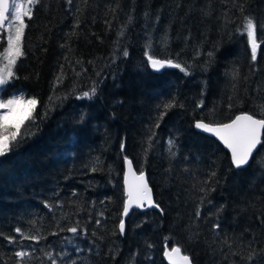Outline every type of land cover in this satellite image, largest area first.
I'll use <instances>...</instances> for the list:
<instances>
[{"label": "trees", "instance_id": "1", "mask_svg": "<svg viewBox=\"0 0 264 264\" xmlns=\"http://www.w3.org/2000/svg\"><path fill=\"white\" fill-rule=\"evenodd\" d=\"M246 16L254 18L261 42L255 62L242 34ZM26 23L25 56L14 69L18 79L4 86L3 96L23 92L40 103L36 125L29 129L27 121L22 128L32 134L0 156V264H21L15 256L20 250L32 253L24 264H51L44 253L65 247L78 264H166L165 241L180 246L193 264H250L244 259L248 245L264 250V161L257 156L264 144L253 154L255 165L236 169L223 145L195 130L194 122L225 123L264 103V0H73L71 6L42 0ZM165 33L166 47L160 44ZM149 34L150 54L191 65V75L171 67L154 72L145 56ZM125 48L128 57L120 54ZM94 85L91 100L78 98ZM201 99L204 107L197 108ZM173 100L184 107L159 120L162 106ZM170 137L175 157L167 152ZM123 155L146 173L164 213L131 212L121 235ZM77 220L88 229L75 241L80 253L66 245L72 234L59 232ZM217 220L218 232L211 227ZM16 228L46 239L22 240ZM11 236L15 244L7 242Z\"/></svg>", "mask_w": 264, "mask_h": 264}, {"label": "snow or ice", "instance_id": "2", "mask_svg": "<svg viewBox=\"0 0 264 264\" xmlns=\"http://www.w3.org/2000/svg\"><path fill=\"white\" fill-rule=\"evenodd\" d=\"M42 0H0V40L4 38L6 33V47L3 46V43H0V48L3 49L2 55H0V156L12 151L13 146L19 147V141H22L25 136L30 135L28 130H25L22 133V128L24 127L27 121H31V124L28 125V128L36 125V116L35 112L37 106L39 105V100L36 97H26L23 92L12 93L10 98H4L3 93L7 91L4 87L8 85L14 79H18L14 69L16 68L17 62L20 58L25 56L23 50V40L25 36V29L28 27L27 21H30L33 17L34 9L39 5ZM69 6L73 4V0H67ZM78 10V9H77ZM239 11L243 14V5L239 6ZM148 16V13H145V17ZM159 17H157V20ZM131 17H129V22ZM227 22V21H226ZM78 26V25H77ZM264 29V24L260 26ZM239 31V29H238ZM243 33H246L247 42L251 46L250 58L251 61L255 62L258 56V50L260 49L261 42L257 40V24L251 16H246L243 21ZM124 31L118 33V37H123ZM167 33L160 38V44L164 47L168 44ZM119 43V39L117 41ZM153 47L152 37L149 34L145 42V56L147 58V63L150 64L153 70L159 71L165 67L177 68L180 69L185 75H191L188 67H185L181 63L175 62L173 59H160L150 54ZM123 57H128L129 52L125 48L121 53ZM199 55V53H197ZM209 57L212 56V53H208ZM232 79L235 81L239 78L238 70H234L232 73ZM60 82V77H57V83ZM235 87V85H234ZM97 94V87L94 85L89 91H84L78 98L84 99L87 98L91 100ZM51 100V98H49ZM184 106L182 104L177 105L173 100L171 102L165 103L163 111L160 113L158 119L162 120L163 117L167 114L168 110L175 107ZM161 107L160 105L157 106ZM197 108L204 107L203 99L199 100L196 104ZM229 108H232L233 105L230 103ZM254 112H242L238 115H235L227 123H217V122H204L203 119L196 120L194 127L196 129H201L206 133H211L214 136L218 137L220 141L223 142V145L230 150V163L236 169H243L244 166H250V160L252 165H255L257 161L253 159V153L256 152L258 146L264 144L262 137H264V103L259 105H254ZM47 115L46 112L43 113ZM259 115L260 118H257ZM81 121L83 116H81ZM155 128H159V123L154 125ZM151 131V130H150ZM155 139V132H151V135L147 140V148L144 149L145 158L147 157L148 151L152 147V141ZM176 141L173 138L167 140V152L171 157L176 156ZM124 143H121V152L123 153ZM257 156L264 161V147H261ZM123 161L127 165V173L124 175V195L126 199L123 201L122 207V218L120 219L117 228L121 235L125 233L126 225L124 217L129 215L130 210L133 207L143 209L146 206L148 208H155L159 210V213L162 215L164 209L161 208L160 204L156 203L153 199L152 188L149 186L146 174L141 169L137 173L133 167V161L128 158L127 155H123ZM93 172L96 171V168L91 169ZM214 176L215 173H212ZM261 179H264V172H261ZM215 189H211L214 191ZM201 192L207 195L209 189L202 187ZM76 195V193H73ZM95 205V202H93ZM57 207H63L62 204L56 205ZM203 206V198L200 200V206L197 207L195 216L198 219L201 216V208ZM50 211L53 209L52 204H45ZM223 211V206H220L215 213H212L213 216H218L220 212ZM103 216V212L99 214ZM96 225L99 227L101 220L97 219L95 221ZM261 223H264L262 221ZM212 229L217 232L221 229V224L218 220L212 224ZM68 232L72 236L65 237L66 245H70L71 248L76 252L80 253L83 249L75 241L78 239L79 235L83 236L88 235L87 227H81L80 222L77 220L74 225L69 227H60L59 232ZM15 233L19 234L22 240H29L36 242L37 244L41 239H46L43 235L37 234H26L20 228L15 229ZM52 235H58V232L51 233ZM92 236L96 237L97 233L92 232ZM102 239V237H98ZM7 242L9 244H15L17 238L15 236L7 237ZM167 240V238H166ZM95 243V241H93ZM224 243L227 244V240H224ZM149 248L152 245H148ZM230 247V245H229ZM165 250L163 251V256L167 258L169 264H193L192 258L190 255L183 254L180 246H174L170 250L167 249V242L165 241L164 245ZM92 249L89 248L90 252ZM47 259L51 264H78L77 259L72 258L71 253L67 250V247L62 248L61 251L57 254H54V251H47L44 253ZM15 256L20 258L21 264H24V259H31L32 253L30 251H16ZM248 262L255 261V264H260V260H264V250L260 253H257L251 246L248 245V255L244 257Z\"/></svg>", "mask_w": 264, "mask_h": 264}, {"label": "water", "instance_id": "3", "mask_svg": "<svg viewBox=\"0 0 264 264\" xmlns=\"http://www.w3.org/2000/svg\"><path fill=\"white\" fill-rule=\"evenodd\" d=\"M150 65V64H149ZM150 68H151V66H150ZM165 68H169V67H165ZM165 68H162V69H160L159 70V72L160 71H162L163 69H165ZM152 69V68H151ZM153 70V69H152ZM154 72H157L156 70H153ZM240 114V113H239ZM238 115V114H237ZM235 116H233L231 119H233ZM230 119V120H231ZM229 122V121H228ZM206 123H208V122H206ZM220 123H222V122H220ZM225 123H227V122H225ZM194 124H195V122H194ZM194 129L196 130V128L194 127ZM198 130V132H200V133H202V134H205V135H207V136H211L212 138H214L217 142H219V144L221 145H223V142L222 141H220L219 140V138L218 137H216V136H214L213 134H211V133H206V132H204L203 130H201V129H197ZM259 147V146H258ZM223 148L228 152V156H231V153H230V150H228L227 148H226V146H224L223 145ZM257 150H258V148H257ZM256 150V151H257ZM256 152H254L253 154H255ZM254 156V155H253ZM251 161V160H250ZM244 167H246V166H244ZM135 169V168H134ZM136 171V170H135ZM137 173H139L138 171H136ZM123 178H124V175L127 173V165L124 163V171H123ZM146 174V173H145ZM146 178H147V176H146ZM148 181V180H147ZM122 185H123V188H124V183H122ZM149 186H150V184H149ZM125 197V196H124ZM125 199H126V197H125ZM154 199V198H153ZM150 209H152V210H155V211H159L158 209H155V208H148L147 206L145 207V208H143V209H140V208H136V207H133L131 210H130V212H129V215L131 214V212H133V211H138V210H140V211H148V210H150ZM129 215L127 216V217H124V220H126V218H128L129 217ZM177 246V245H176ZM172 247H174V246H172ZM172 247H167V249L168 250H170ZM164 250H165V248H164ZM163 250V251H164ZM184 254V253H183ZM162 257L164 258V260L166 261V264H169V261L167 260V258L166 257H164L163 255H162Z\"/></svg>", "mask_w": 264, "mask_h": 264}, {"label": "rangeland", "instance_id": "4", "mask_svg": "<svg viewBox=\"0 0 264 264\" xmlns=\"http://www.w3.org/2000/svg\"><path fill=\"white\" fill-rule=\"evenodd\" d=\"M22 2H26V0H22ZM3 40H5L3 46L6 47V46H7V45H6V33L4 34V38H3ZM2 52H3V49L1 48V49H0V55H2ZM10 96H11V95H8V96H6V97H4V98H10Z\"/></svg>", "mask_w": 264, "mask_h": 264}]
</instances>
